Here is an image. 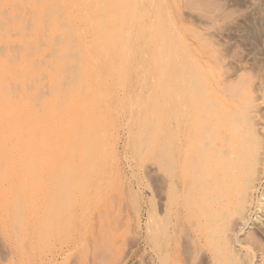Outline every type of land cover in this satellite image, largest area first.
Segmentation results:
<instances>
[{
	"label": "bare ground",
	"instance_id": "bare-ground-1",
	"mask_svg": "<svg viewBox=\"0 0 264 264\" xmlns=\"http://www.w3.org/2000/svg\"><path fill=\"white\" fill-rule=\"evenodd\" d=\"M167 5L0 0V232L20 264L34 253L56 261L80 235L103 264L122 233L98 203L117 192L156 264L178 261L185 226L210 264L241 263L239 234L264 176L262 106L242 82L248 103L231 110L224 94L238 89L213 90L184 60L194 28L175 26Z\"/></svg>",
	"mask_w": 264,
	"mask_h": 264
},
{
	"label": "rangeland",
	"instance_id": "rangeland-1",
	"mask_svg": "<svg viewBox=\"0 0 264 264\" xmlns=\"http://www.w3.org/2000/svg\"><path fill=\"white\" fill-rule=\"evenodd\" d=\"M173 1L174 2H172V0H168L167 13L168 17L175 23V26L186 32L191 31V28L193 27V32L194 30L195 32L198 31V35L194 32L197 40L201 41L203 38V41H205L204 39H207L205 42H208V46L205 42H200L201 44H199L197 40L194 42L195 37H191L189 35H193V32H187L188 34L185 33V36L183 37V42L185 41L183 55L184 60H187V62L193 60V65L204 71L207 77L206 79H208V77L210 78L208 80L211 83L208 80L207 82L211 87H213V90H222V85L219 84H222L223 82L225 84L227 83V86L230 85V87L232 86L231 88L237 89H240L241 87L245 88L247 86V90H245L246 93L244 91L241 93V90L238 89L239 92H237L238 90H231L228 92L229 96H227V93L224 94L227 101L230 103L229 105L231 106V110H233V112L240 111L242 108L241 105L246 106L244 103L246 100L248 101V99L250 100L251 98V100L254 99L256 102L257 99V103H260L263 109L260 110L259 115L261 120H264V101H262L264 100V0H189L188 5L185 0L184 2L183 0ZM173 3H175V5ZM173 11H175V13ZM176 15L180 18H176ZM187 26L191 27L190 30ZM185 37H187V40ZM190 42L195 43V45L198 44V46L189 44ZM212 50L214 51L211 54L210 51ZM201 53H203V56L200 58L199 56L202 55ZM212 56L215 58H212ZM199 59H202V61ZM205 68L209 70V72H206ZM242 77H244V79ZM217 85H219V87H217ZM211 87L207 90H212ZM226 89L230 90L227 87L224 88V90ZM233 91H236L237 93H234ZM240 93L241 96H239ZM244 93L245 95L248 93L249 96L247 99H243L242 96L247 97ZM233 94L235 96H233ZM261 94L263 97H261ZM252 95L255 96L253 97ZM239 98L241 99L239 100ZM229 99L231 101H229ZM238 101L239 104H237ZM232 105H234L235 108ZM239 105L240 107H238ZM49 118L52 117L49 116ZM45 162L46 164L43 170L39 171L41 174H44V171H48L52 168L49 158ZM38 188L39 185H36L34 190H31L34 196L38 194ZM80 198H82V195H80ZM251 199L248 211V223L242 233L239 234V239L241 241L239 247L241 246L240 249H242L239 252V257L241 258H239V261H241V263L244 261L245 264H264V176L260 178L258 190L252 194ZM104 200L106 201L103 202L101 200L98 204H103V207L107 209V213L111 212L110 215L119 218V222H116V225H118L117 227H119L122 234L119 235L120 237L115 243L117 248L115 247L114 250H116H112V253L105 255L102 261L103 264H156V258L152 255L149 247L144 245L143 238H141L142 241L141 239L139 240L140 236H138V231L134 232L139 230L136 224L137 219H135V213H130V220L126 219L124 212L122 211L124 205L120 198V193H114L108 199L104 197ZM76 206L78 207L76 219L79 217L82 221V201H80ZM220 214L221 212H217V215ZM54 219L55 215H50V225H52ZM144 221L145 220L143 219V222ZM81 223L77 220L78 226H80ZM185 229L188 231L186 232L187 234L183 233L181 238L178 240V243H180L177 244L178 251L176 246L175 251H172L174 253L176 252L175 254L178 253V256H171V258L173 257V260H178L176 261L177 264H210L211 259L209 257L211 252L200 248L194 249L193 246L189 244V241L192 240L191 238L193 236L196 238V234L194 232H190L189 229L191 228L187 226H185ZM52 231L55 232V229L53 228ZM72 239L73 236H71L68 240H64L71 241ZM75 240H77V244L72 245L69 248V251H66L62 256L57 258L56 261L41 258L40 254L34 253V259H36L34 264H102L98 263L99 259L93 254V251L88 245L87 242L90 241L89 238L86 237L84 239V236L80 235L77 236ZM8 243V241H5L4 233L0 232V264H20L19 260L14 258L10 244ZM45 245L48 247L52 246L49 242H46ZM243 246L245 248H243ZM40 249L42 251V249L48 248ZM241 252L244 253L242 254ZM43 253L47 256L51 255L49 251H44ZM245 254L246 256L250 255V258L246 257ZM244 262L242 264H244ZM176 263L174 262V264Z\"/></svg>",
	"mask_w": 264,
	"mask_h": 264
}]
</instances>
